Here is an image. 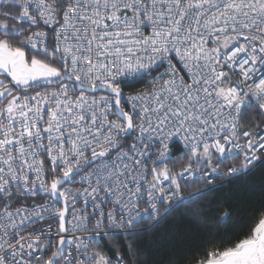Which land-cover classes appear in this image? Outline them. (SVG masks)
I'll return each mask as SVG.
<instances>
[{"label": "snow or ice", "instance_id": "obj_1", "mask_svg": "<svg viewBox=\"0 0 264 264\" xmlns=\"http://www.w3.org/2000/svg\"><path fill=\"white\" fill-rule=\"evenodd\" d=\"M258 166L264 0H0V264H146L176 201ZM215 235L187 264H264V206Z\"/></svg>", "mask_w": 264, "mask_h": 264}, {"label": "trees", "instance_id": "obj_2", "mask_svg": "<svg viewBox=\"0 0 264 264\" xmlns=\"http://www.w3.org/2000/svg\"><path fill=\"white\" fill-rule=\"evenodd\" d=\"M143 84L144 82L141 81L133 87L139 88ZM129 90L125 88V92ZM247 118L251 119V114H248ZM256 118L260 119L258 116ZM182 163L183 161H178L177 165L180 166ZM200 188H202L200 183H196L194 187H186L189 191ZM226 198L231 205L233 219L228 225L221 226L216 219L217 208ZM262 206H264V166H258L251 174L234 179L231 183H225L215 190H208L206 195L197 200L177 204L167 220L143 234L142 239L137 241V247L145 258L146 264H169L172 259H176L177 264H187L186 257L193 252L202 251L207 246L212 233H215V239L219 240L225 234L233 235L245 229L251 223V218L257 214V209ZM197 208L205 209L210 218V226L200 227L183 219L178 228V235H170L172 221L181 214ZM111 239L123 249L132 238L124 234H116ZM102 243L107 246L108 241L104 240Z\"/></svg>", "mask_w": 264, "mask_h": 264}, {"label": "built area", "instance_id": "obj_3", "mask_svg": "<svg viewBox=\"0 0 264 264\" xmlns=\"http://www.w3.org/2000/svg\"><path fill=\"white\" fill-rule=\"evenodd\" d=\"M171 150H172V152H171V154H172V156L173 157H177V156H179L180 155V153L183 151V149H182V145L179 143V142H174L172 145H171ZM170 163H172V162H170ZM175 166L176 167H179V165H177V162L175 163ZM204 188H206V186L205 185H202V188H200V189H204ZM188 189V188H187ZM186 188L184 189V193H183V196L185 197V198H187L190 194H192V193H194V192H196L197 190H187ZM42 202V201H41ZM181 201H176L175 202V205H177V204H179ZM40 225L39 224H37V225H35L34 227H39Z\"/></svg>", "mask_w": 264, "mask_h": 264}]
</instances>
